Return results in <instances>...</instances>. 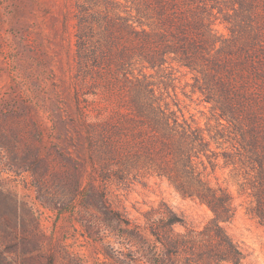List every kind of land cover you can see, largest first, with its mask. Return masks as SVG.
<instances>
[{
  "label": "rangeland",
  "instance_id": "1",
  "mask_svg": "<svg viewBox=\"0 0 264 264\" xmlns=\"http://www.w3.org/2000/svg\"><path fill=\"white\" fill-rule=\"evenodd\" d=\"M124 3L92 0L113 14ZM77 12L75 0H0V264H163L150 224L166 205L195 229L212 212L165 178L124 184L94 167L88 130L103 117L95 88L78 82ZM230 26L218 14L220 37H230ZM149 72L181 119L218 126L212 104L192 92L191 72ZM207 165L211 182L234 195L235 216L223 227L243 252L241 264H264V225L250 213V192L223 160Z\"/></svg>",
  "mask_w": 264,
  "mask_h": 264
},
{
  "label": "trees",
  "instance_id": "2",
  "mask_svg": "<svg viewBox=\"0 0 264 264\" xmlns=\"http://www.w3.org/2000/svg\"><path fill=\"white\" fill-rule=\"evenodd\" d=\"M75 1L78 82L95 88L103 117L88 130L94 167L124 184L165 178L212 212L195 229L166 205L150 224L163 264H241L243 252L223 227L235 216L234 195L211 182L207 163L232 168L264 225V0H125L119 14ZM220 13L229 38L215 30ZM175 66L193 74L192 92L212 104L217 127L181 119L158 90L149 71Z\"/></svg>",
  "mask_w": 264,
  "mask_h": 264
}]
</instances>
